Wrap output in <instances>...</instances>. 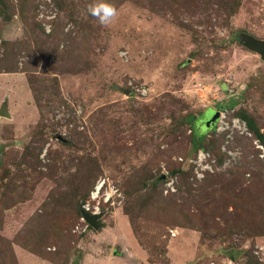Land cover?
<instances>
[{"label": "rangeland", "instance_id": "374dc122", "mask_svg": "<svg viewBox=\"0 0 264 264\" xmlns=\"http://www.w3.org/2000/svg\"><path fill=\"white\" fill-rule=\"evenodd\" d=\"M94 2L0 0V264H264V0Z\"/></svg>", "mask_w": 264, "mask_h": 264}, {"label": "built area", "instance_id": "2783aa9c", "mask_svg": "<svg viewBox=\"0 0 264 264\" xmlns=\"http://www.w3.org/2000/svg\"><path fill=\"white\" fill-rule=\"evenodd\" d=\"M228 111L226 108L218 110V117L214 123L217 133H224L226 137L231 136L234 131L239 133H247L246 124L237 117L228 120ZM212 160L210 155L204 149L199 148L196 151L192 162L195 164V172L197 177L203 175V172L212 168ZM167 188H173V180L165 183ZM118 189L106 178H99L89 191L88 199L82 204L84 212L96 215L100 212L101 202H116L119 197ZM94 201V202H93ZM82 218V217H81ZM84 218V217H83Z\"/></svg>", "mask_w": 264, "mask_h": 264}, {"label": "water", "instance_id": "95a60500", "mask_svg": "<svg viewBox=\"0 0 264 264\" xmlns=\"http://www.w3.org/2000/svg\"><path fill=\"white\" fill-rule=\"evenodd\" d=\"M245 44H247L249 48L257 52L261 56V58L264 59V40L247 37L245 39ZM217 117H218V110L210 109L206 118V122H207L206 125L207 126L213 125ZM83 217L91 226L97 227V218L99 217V215H89L83 213Z\"/></svg>", "mask_w": 264, "mask_h": 264}, {"label": "clouds", "instance_id": "9594fccd", "mask_svg": "<svg viewBox=\"0 0 264 264\" xmlns=\"http://www.w3.org/2000/svg\"><path fill=\"white\" fill-rule=\"evenodd\" d=\"M87 11L104 26L109 25L117 16V9L109 0H95V2L88 7Z\"/></svg>", "mask_w": 264, "mask_h": 264}]
</instances>
